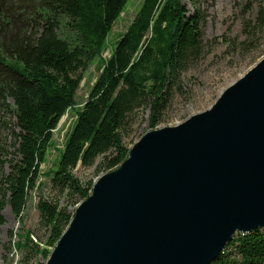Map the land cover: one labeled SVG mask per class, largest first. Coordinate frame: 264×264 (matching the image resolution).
<instances>
[{
    "label": "trees",
    "instance_id": "trees-1",
    "mask_svg": "<svg viewBox=\"0 0 264 264\" xmlns=\"http://www.w3.org/2000/svg\"><path fill=\"white\" fill-rule=\"evenodd\" d=\"M256 1V20L264 26L263 0ZM127 2L0 0V226L5 207L21 222L52 133L75 106L82 74L101 57ZM201 41L199 16L182 0L142 1L76 113L56 169L47 174L66 206L59 199H39L36 210L45 239L37 241L27 231L14 244L26 260H47L72 219L67 205L90 196L92 182L80 183L72 171L96 164L97 172L107 173L127 159L123 139L132 117L148 110L149 128L159 124ZM213 264H264V230L237 234Z\"/></svg>",
    "mask_w": 264,
    "mask_h": 264
},
{
    "label": "water",
    "instance_id": "water-1",
    "mask_svg": "<svg viewBox=\"0 0 264 264\" xmlns=\"http://www.w3.org/2000/svg\"><path fill=\"white\" fill-rule=\"evenodd\" d=\"M8 208V207H7ZM264 230V58L203 113L99 176L45 264H212Z\"/></svg>",
    "mask_w": 264,
    "mask_h": 264
},
{
    "label": "rangeland",
    "instance_id": "rangeland-1",
    "mask_svg": "<svg viewBox=\"0 0 264 264\" xmlns=\"http://www.w3.org/2000/svg\"><path fill=\"white\" fill-rule=\"evenodd\" d=\"M142 1L128 0L106 38L105 50L101 57L91 62L83 72L75 96V106L61 118L52 133V146L47 150L45 164L40 166L41 177L37 188L28 195L21 222L13 217L9 208L5 207L2 210L4 224L0 226V264H45L46 260L40 256L26 260L25 253L16 250L14 244L19 241L20 235L27 231L31 232L37 241L45 239V231L39 224V214L36 210L39 199L52 201L59 199L60 206H66L64 199L51 188L47 174L56 169L66 139L74 126L76 113L86 101L103 61L109 58ZM182 2L190 12H197L199 16L201 49L180 73L171 100L154 129L149 128L148 110L138 112L132 117L127 136L123 139L128 150L145 133L177 126L190 116L210 109L225 89L240 80L264 58V26L260 24V20L259 22L256 20L259 11L256 0H182ZM262 8L264 9V0ZM248 23L250 26L252 23L255 25L253 30L248 27ZM248 34L252 36L249 39ZM11 143V139L8 138V150L13 153ZM72 174L80 183L90 181L93 185V182L104 173L97 172L95 164L91 168L77 166ZM81 202L78 199L70 202L67 205L68 212L73 214Z\"/></svg>",
    "mask_w": 264,
    "mask_h": 264
},
{
    "label": "bare ground",
    "instance_id": "bare-ground-1",
    "mask_svg": "<svg viewBox=\"0 0 264 264\" xmlns=\"http://www.w3.org/2000/svg\"><path fill=\"white\" fill-rule=\"evenodd\" d=\"M253 68H254V67H253ZM253 68H252V69H253Z\"/></svg>",
    "mask_w": 264,
    "mask_h": 264
}]
</instances>
